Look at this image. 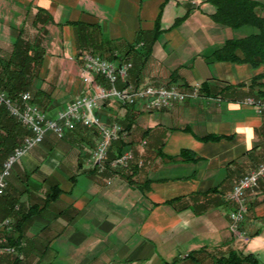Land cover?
Wrapping results in <instances>:
<instances>
[{
  "label": "crops",
  "instance_id": "1",
  "mask_svg": "<svg viewBox=\"0 0 264 264\" xmlns=\"http://www.w3.org/2000/svg\"><path fill=\"white\" fill-rule=\"evenodd\" d=\"M253 1L264 17V0ZM215 11L208 0H0V56H9L18 37L40 41L44 57L35 87L52 90L51 102L40 107L49 116L74 95L92 93L79 79L84 53L127 54L133 86L179 82L184 92L196 84L202 89L199 97L139 123L148 112L101 104L120 124L130 110L128 136L121 141V152L133 151L127 169L98 172L90 160L98 136L81 126L26 159L21 171L32 173L25 184L36 194L20 201L37 205L24 224L27 264H215L210 255L230 251L264 263V181L246 194L243 238L228 229L232 206L225 199L264 151V115L245 104L252 98L249 80L263 75L264 65L209 58L226 40L256 31L221 25ZM86 35L98 44L84 43ZM52 185L60 193L43 205ZM178 197L184 201L169 203Z\"/></svg>",
  "mask_w": 264,
  "mask_h": 264
},
{
  "label": "built area",
  "instance_id": "2",
  "mask_svg": "<svg viewBox=\"0 0 264 264\" xmlns=\"http://www.w3.org/2000/svg\"><path fill=\"white\" fill-rule=\"evenodd\" d=\"M80 61L82 63L81 81L92 93L74 97L63 108L57 110L54 116H49L35 105L29 92H22L13 99L0 88V107H4L12 118L29 131L22 143L1 164L0 198L7 190L6 179L10 175V170L19 159L23 158L30 149L41 144L46 135L50 134L61 139L66 132L74 130L77 126L93 130L98 136L90 158L98 172H103L106 166L112 169H127L133 160L131 149L121 152L111 160L108 159V152L113 143L125 141L128 132L118 123L101 121L98 115L102 107L101 102L113 101L120 107L138 108L151 113L169 109L175 103H182L200 95V88L197 84L187 92L170 84L141 85L119 89L117 83H124L127 80L132 67L130 62L116 64L93 53L82 54ZM245 104L254 106L259 114L264 111V100L248 98ZM260 181H264V161L241 176L225 197L226 202L232 206L228 212V229L237 238L244 237L239 226L249 208L246 194L255 192ZM11 229L12 220L10 218H5L0 222V231ZM4 241V239L1 240L2 243ZM5 252L12 253L13 249L0 247V258Z\"/></svg>",
  "mask_w": 264,
  "mask_h": 264
},
{
  "label": "trees",
  "instance_id": "3",
  "mask_svg": "<svg viewBox=\"0 0 264 264\" xmlns=\"http://www.w3.org/2000/svg\"><path fill=\"white\" fill-rule=\"evenodd\" d=\"M215 7L213 19L221 25L237 28L241 26H250L256 31L244 38L228 39L223 46L215 50L209 58L216 62H230L237 64H248L252 68L264 65V17L257 11L258 3L253 0H208ZM262 10V7L260 11ZM36 21V19H35ZM81 25V24H77ZM80 29V28H79ZM86 35L84 43L97 45V37ZM103 42L99 41V44ZM109 43V42H105ZM236 51L241 52V57L236 55ZM81 53H78L80 55ZM44 57V50L38 39L28 41L18 37L11 46L9 56H0V88L10 98H16L22 92L32 91V102L43 109L51 102L49 92H43L35 87L39 79V71ZM110 60L116 61L126 59L127 54L118 58V56H107ZM175 71L171 76H174ZM171 83V82H169ZM250 95L255 100H264V74L254 75L247 85ZM202 89L200 88V91ZM41 109V108H40ZM42 110V109H41ZM130 110H127L122 122L123 127L128 131ZM264 115V113L262 114ZM262 139L264 143V122L262 125ZM29 134V131L23 127L16 119L12 118L4 107H0V167L2 162L12 153V151L22 143V140ZM219 136H206V140H219ZM124 144L120 141L113 143L108 152V159L111 160L121 153ZM112 149H115L113 152ZM185 152H181L179 157L184 160ZM257 158L264 159L263 153H258ZM259 160V161H260ZM18 172V171H17ZM25 177L24 190L16 196L11 191H17L14 184L7 185L5 194L0 198V219L10 218L12 220V229L10 231H0V247H10L12 253H3L0 258V264H27L26 253L24 252L23 242L27 244L28 238L25 235L24 224L30 220L33 211L37 205L29 206V202L20 201V198L31 192L28 188L27 179L30 174H23ZM15 179L19 180L18 173ZM19 180V183H23ZM60 190L57 185L49 186L44 191L42 199L43 205L54 201L59 195ZM184 201L183 197L169 200L171 204H177ZM16 209V210H15ZM5 240L4 243L1 240ZM193 254H189L191 259H195ZM215 264H264L259 262L253 254H243L230 251L225 256L210 255Z\"/></svg>",
  "mask_w": 264,
  "mask_h": 264
},
{
  "label": "rangeland",
  "instance_id": "4",
  "mask_svg": "<svg viewBox=\"0 0 264 264\" xmlns=\"http://www.w3.org/2000/svg\"><path fill=\"white\" fill-rule=\"evenodd\" d=\"M93 54H98V53H93ZM99 55L102 57V58H104V59H106V60H108V61H110V62H113V63H116V64H119V63H121V62H130L131 63V65H132V62L129 60V59H121V60H116V61H112V60H110L106 55H101L100 53H99ZM81 56V55H80ZM119 57H121V56H118V58ZM79 59H80V57H79ZM82 64V63H81ZM82 68V67H81ZM131 69H132V67H131ZM131 69H130V71H131ZM130 71H129V73H130ZM79 79H81L80 77H79ZM128 79H129V74H128V77H127V80L124 82V83H122V82H119V83H117V88H119V89H124V88H126V87H132L133 85H131L130 83H129V81H128ZM173 85V86H175V87H178L179 88V82H172V83H167V84H165V85ZM145 85H152V86H159V85H162V84H145ZM138 86H141V85H136V86H134V87H138ZM199 88H201L200 87V85H199ZM51 92H52V90H51ZM51 92H49V93H51ZM30 94L31 95H33V92L32 91H30ZM80 94H77V95H74L73 97H72V99L74 98V97H76V96H79ZM83 95V94H82ZM51 96V95H50ZM200 96V95H199ZM251 99H253V98H251ZM255 100V99H254ZM68 103V102H67ZM66 103V104H67ZM109 103H111V106L113 107H120V106H118L116 103H114L113 101H110V102H108V101H106L105 102V105L107 106ZM183 103V102H182ZM66 104H64V105H62L60 108H63ZM101 104H102V102H101ZM36 105V104H35ZM112 107H108V108H111L112 109ZM40 108V107H39ZM59 108V109H60ZM103 108L104 107H102L99 111H98V115H99V117H101L100 116V113L99 112H101L102 110H103ZM120 108H124V107H120ZM263 113H264V111H263ZM262 113V114H263ZM108 113L107 112H104V111H102L101 112V115H103V116H106ZM147 116H150V117H152V116H155V113H153V112H151V113H145L144 115H142V116H140L139 117V119L137 120V123H139V122H142V119H143V117H147ZM109 120H107V121H103L101 118V121H103V122H105V123H118V124H120V122H118V121H116V120H114L112 117H109V116H106ZM121 126H123L122 124H120ZM69 132H71V131H69ZM69 132H66L65 133V136H66V138H64V140H67L68 138H70L71 136H70V134H68ZM62 139V138H61ZM63 140V141H64ZM60 141H59V139H57L55 136H53V135H46L45 137H44V139H43V141L41 142V144H39V145H37V146H35V147H33L32 149H30L29 151H28V153L23 157V158H21V159H19L13 166H12V168H11V170H10V175L7 177V179H6V181H7V185H8V183L11 185V184H14L15 183V174H17L18 173V175H19V178L21 179L23 176V174H24V171H21V170H23L24 168H26L25 167V161H26V159H28L30 156H32V155H39L40 156V154H42L41 152H42V147L45 145V144H51V145H54V146H56L58 143H59ZM65 142V141H64ZM264 161V159L263 160H260V162H258V164L259 163H261V162H263ZM256 167V166H255ZM254 167V168H255ZM254 168H252V169H254ZM251 169V170H252ZM26 170V169H25ZM250 170V171H251ZM18 171V172H17ZM25 172H27V174H32L29 170L27 171H25ZM19 179V180H20ZM36 180V177L35 176H31V180ZM237 181V180H236ZM25 185L22 183V185H19V183H17V184H15V187H17L16 189H17V191H14V190H12L11 191V188H10V191L9 192H12V195L13 196H16L20 191H22V190H24V187ZM29 190H30V192H31V194H33V195H35L36 194V192L34 191V190H31L30 188H29ZM26 195V194H25ZM25 195H23V196H25ZM16 210V209H15ZM4 220V219H3ZM3 220H1L0 219V222L1 221H3Z\"/></svg>",
  "mask_w": 264,
  "mask_h": 264
}]
</instances>
